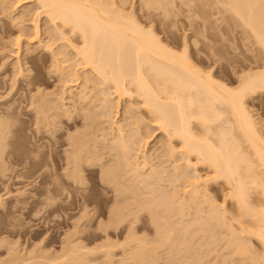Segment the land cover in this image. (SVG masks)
I'll list each match as a JSON object with an SVG mask.
<instances>
[{
	"label": "bare ground",
	"instance_id": "bare-ground-1",
	"mask_svg": "<svg viewBox=\"0 0 264 264\" xmlns=\"http://www.w3.org/2000/svg\"><path fill=\"white\" fill-rule=\"evenodd\" d=\"M2 1L0 0V6L8 3L5 0L4 3ZM34 1H37L39 11L37 10L35 15V12L32 14L31 11L27 10L30 14L26 15L27 17L28 15H35L32 18L29 16V19L33 26V29L32 26L30 29L34 31L32 35L36 39L34 44L37 45H30L29 49L23 50L24 54L17 57L15 64H11V80H9L13 83L8 86L11 91L15 90L13 95L18 94L21 89L26 98L23 97L25 96L23 94L20 98L17 97L18 100H13L12 103L9 102L11 104L8 103L7 106L0 108V163L2 166H5L6 163L4 150L9 144L10 134L13 133V121L15 118L17 119L15 113L23 108H20L23 102L29 103V109L34 116L33 125L39 132L41 129L46 131V128L51 127H48L51 122L50 119L52 121L55 119L59 127L60 124L64 123L60 117L67 116L73 122V127L78 126L83 120L84 123L81 124L83 130L76 127L77 129L74 130L77 131L76 134L69 132L68 136L66 135L65 148H67L63 151L64 157H61L63 164H61L62 161L58 164L60 168L63 166L65 176L73 184L82 186L87 182L85 171L98 172L100 180L113 193V206L109 209L111 216L109 218L111 219L108 220L110 223L112 222V225L123 224L124 221L130 220V216H134L133 214L137 211L145 210L150 213L152 223L157 230L153 243L151 242L152 239L146 242L134 234L128 236L122 245L123 247L128 246L124 250L126 251L125 254L131 255V260L126 256V258L128 257L127 260L123 257V259L116 261L112 258L113 244L100 245L101 247L96 248L97 250L106 249L104 255L106 259L101 264H125V260L132 261V264H154L157 260L163 259V257H159L161 253L158 254L161 251H158L160 247H167L166 260L160 264H183L184 261L186 264H206L208 252L203 250V244L209 243V240L211 243H218L220 239L217 238L219 237L218 231H222V235L223 232L226 234L223 235L225 237L222 236L224 241L222 238L223 243L220 245L224 244L222 246L227 252H225L226 257L222 258L225 255L224 251L221 250L224 256H216L218 258L215 257V260L222 258L223 260L219 261L221 264H234L238 259H246L247 264H264V137L260 134L261 131L258 130L259 127H257L255 118L246 104L248 96L254 93L256 95L257 92H264V68L254 71L255 68L252 67L251 72L242 74L241 71L244 69L233 67L232 74L237 75L241 70L238 74L241 76H239L237 87L229 86L230 84L228 85L216 76L218 68L223 65L220 64L219 60L221 59L215 57L216 51L210 52L212 47H209L210 53L207 52V57L202 54L201 57H197L189 49L187 40L183 42V48L179 49L180 44L174 40L175 38L168 39L165 37L163 39L159 37L153 28L154 24L147 27L148 25L146 24V26L143 22H148L149 19L154 20L155 17L152 19L153 16L148 11L152 5L160 3L158 6L162 5L167 9L165 6L171 4L173 0H146L148 2L143 4L146 7H143L146 9L145 18L138 16L137 18L132 13L125 14L124 4L115 3L116 1L113 0ZM221 3L223 6L226 5L225 10L229 9V12L231 10V14L233 15L234 12L235 15L233 16L241 20H237V22L243 23L246 28L248 26V30L251 29L253 34L250 33L260 46L262 45L263 50L264 0H223ZM116 4L123 5V7ZM14 5L16 8L15 3ZM3 7L0 9L3 15L12 9L10 6L9 9L7 6ZM155 7L157 9V5ZM13 11L12 13H14ZM21 11L14 15H11V12L6 14V19L10 20L11 25L16 28L17 36L15 39L13 38L14 42L12 41V43L18 46L17 53L21 50L22 37H28L29 31L32 32L25 27L24 21L26 20L24 19L26 18L23 19V16L26 15H24L23 10ZM42 15H45L49 20L47 23L45 21V26L46 24L50 26L48 23H51L52 30H48L49 26H46L47 28L42 26ZM22 20L24 23L22 22L23 24L20 25ZM2 27L0 26L1 32L9 31V26L5 30ZM9 34L12 36V33ZM204 38L207 39V37ZM204 38H201L202 40L196 38L195 42L200 40L202 44H206L208 40ZM59 39H62V42L65 41L66 44H64L65 47H61L63 45L61 43L60 49L56 48L55 51L53 46L58 45ZM1 40L0 42L6 48L2 38ZM57 40L58 42H56ZM9 42H11L10 37ZM210 44L211 41L205 46ZM68 46L72 48L73 52L67 49ZM41 51L51 53L50 69L51 66L57 69L63 68L65 65L59 66V62L65 63L75 59V62L73 60L70 62L73 64L65 63L69 68L65 69L66 79L62 81L61 73L57 78L66 87L62 86L65 88L62 94L67 90V84H70L68 82L74 83L73 85H77V83L80 85L82 84V82H78L80 78L83 79V83L85 82L84 86L86 87H79L81 90L77 92L75 100L72 101L75 103H73V111L70 112L66 109L67 111L58 112L54 110V112V107L51 110L54 100L47 93L44 86V73L41 70L47 66L49 61L48 57L46 58L40 53ZM36 53L38 54L37 57H35ZM207 65L212 66L208 68ZM262 66L264 67L263 63ZM38 67L39 72L35 75L32 74V70ZM256 68L259 67L256 66ZM67 70L69 71L67 72ZM80 70H82L81 73ZM74 75L79 77L76 76L77 79L74 78L75 80H73ZM2 83H0V88L3 89L9 84H6L4 80ZM89 83H93V86L96 87L94 90L100 87L103 94L108 92L103 96L105 102L101 101L104 103L100 104L101 114L103 111L105 117L111 113L114 114L111 111V107L114 106L111 102L113 103L112 100L114 99L110 102L108 94H116L117 104L114 101V107H120L124 101L121 122L137 126L133 128V133H126L125 124H119L117 120H114L110 127L111 132H108L104 138L105 141L111 140L110 144H106V148H99L97 144L91 145V141L94 140L86 138L87 133L94 127L95 116H99L96 113L95 115L93 112L91 113V110L87 108L88 105L86 107L85 104L79 102L82 100L86 102L88 98L86 89ZM73 85L70 84L69 86ZM26 93L31 94L27 95ZM106 94L108 96H105ZM3 95H0L2 99L5 97ZM49 96L53 100L52 102L49 101ZM73 97H71L72 100ZM62 99L60 101H63ZM60 103L59 107L66 104L65 102ZM79 103L81 107L75 106ZM62 106L59 108L56 104L55 107H58L56 108L58 110L63 109ZM90 108L92 107L90 106ZM107 112L111 113L105 115ZM77 117L82 120L80 121ZM59 118L60 120H57ZM147 120H151L149 124ZM150 122H152V126L159 127L166 135V141L160 139L157 141L159 145L156 144L155 146V151H157L156 154L154 153L155 156L146 155L144 152L141 155L143 151L140 149L141 143L143 140L148 142L145 141V138H142V141L136 139L137 142L134 140L136 133L143 135L146 129L142 130L143 133L140 130L149 128ZM62 128L59 129L62 130ZM82 128L80 127V129ZM148 130H146L148 135L145 134L150 137L153 132L151 133V129ZM51 132L54 134L53 130ZM66 137L64 135V138ZM139 142L140 146L138 145ZM243 142L247 143L244 147L241 144ZM180 160L184 162L178 163ZM146 169L148 170L145 171ZM201 170H205V173L202 174ZM169 172L174 175L171 173L170 175ZM164 178H166V182L169 178L170 183L174 179H178L182 185H176L178 180L177 183L174 180L175 183L173 182L171 186L176 185L177 187H171L167 190L157 183H164ZM172 178L174 179L172 180ZM180 180L182 181L180 182ZM169 181L165 185H168ZM210 182H222L229 187L226 197L228 196L234 202V213L231 214L224 207V204H217L213 197L211 199L206 196L208 195L206 186ZM140 184L146 187L144 190L147 189L146 194L142 192L143 188L141 192L144 195H149V197L139 195L141 188L135 189V187H141L137 186ZM62 185L61 189L63 187V190L68 188L66 184L62 183ZM181 190L184 191V194L180 192ZM58 191L60 189L50 188L48 192L60 194L62 190ZM203 204H206V208ZM87 207L84 208L87 214H90ZM130 228L133 229V226ZM195 236L200 238L197 243L192 242ZM252 239H256L261 244L262 251H258L262 253L251 247ZM64 245L66 246L62 248L60 255L50 256V258L37 256L34 249L28 250L26 248V252H22L24 248L12 244L15 247L9 248L8 262L10 261V264L11 262L12 264H36L40 261L38 258H42L41 264H56L55 261H58V264H88V261L90 262L88 257L93 250L86 249L83 244L74 243L72 239H67ZM216 246L218 245L216 244ZM96 249L94 251H97ZM178 253L180 256L182 253L181 259H184L183 261L179 258ZM214 262L217 261L207 264H215ZM219 262L217 264H220Z\"/></svg>",
	"mask_w": 264,
	"mask_h": 264
},
{
	"label": "rangeland",
	"instance_id": "rangeland-1",
	"mask_svg": "<svg viewBox=\"0 0 264 264\" xmlns=\"http://www.w3.org/2000/svg\"><path fill=\"white\" fill-rule=\"evenodd\" d=\"M5 1L8 3L5 4L4 3ZM5 1L4 0L2 1L4 5L0 6V9H2L3 6L4 7L7 6L9 9V6L11 7L12 5L15 8L14 3L16 4L15 10L13 6L11 7L14 11L12 9L11 11H8L11 13L12 11L14 12L12 14L10 13L11 15L17 14V12L19 11L22 12L21 10L24 11V15L28 13L30 14L29 11H31L32 14H34L35 12V15H36V13L39 11L37 8L38 3L37 1H34V0L32 1L31 0H9V1L5 0ZM113 1L114 2L116 1L115 3L124 4L123 10L126 13L124 11L123 12L125 14L132 13L134 14L135 17L137 16L142 17V18L146 17V14H145L146 9L143 8L145 7L143 4H145L146 0H113ZM221 1L223 0H173L171 4L169 3V5L165 6L167 7V9H165L164 6L162 5H161L162 7L158 6L160 5V3L159 4L155 3L154 6L152 5L150 10L148 11L153 16L152 19L154 17L156 19L154 18V20L152 21L151 19H149L148 22L146 21L143 23L145 25L147 24L148 25V26L146 25L147 27H149L150 24H154L153 28H155L154 30L156 34H158V36L162 37L163 39H165V37L168 39L175 38L174 40L180 44L179 49L183 48V42L187 40L189 49L192 50V53L194 54V56L197 55V57L198 56L201 57L200 55L202 54L204 57L205 56L207 57L208 56L207 52L210 53L215 50L216 51V53L214 52L216 54L215 57L221 59L219 61H220V64L223 65L217 70L218 71L216 73L217 78L219 77L221 81L226 82L228 85L230 84L229 86L237 87L236 85H238L239 83V76H241L238 74L240 73L241 70L244 69L245 70V71L243 70L244 73L243 71L241 72L242 74H246V72L248 71L251 72L252 67L255 68L254 71H256L257 69L260 70L264 68L262 66V63L264 65V59H263L264 58V55H263L264 48L262 50V45L260 46V44L255 40V37H253L252 35L253 33L251 29L249 28L250 30H248L247 29L248 26L246 28V26L242 22H241L242 24L237 22V20H240V19L239 18L236 19V16H233L235 15V13L233 12V15H232L231 10L229 12L228 8H226L228 10H225L226 5L224 4L223 6ZM119 4H116V5L118 6ZM141 5L143 6L141 7ZM156 5H157V9L155 7ZM119 6L123 7V5H119ZM26 11L27 13H25ZM8 12H6V14H8ZM6 14L4 15L1 14V10H0V26H3L2 27L3 30H5L6 28L8 29L10 27L9 31L2 30L5 33L0 31V41H2L1 40L2 38L4 41L3 43H5V45L7 46L5 48L2 45V42H0V83L3 84L2 82L4 80L6 84L9 83L8 85H6L8 87V86H11L13 83L12 81H10L11 80L10 70L12 69L11 64H15L17 62V57L20 54H24V51L29 49V47L37 45V44L36 43L34 44L36 39L32 35L34 31L30 29L32 26V21L29 19L30 17L31 18L33 16L35 17V15H28V17L27 15L23 16V19L26 18L24 20L27 21V22L24 21L25 27L31 30L32 32L29 31V34L27 35L28 37H22L23 43H21L20 45L22 52L20 50V52L17 53L18 46L12 43L13 38L15 39L16 38L15 36H17L16 28L13 27V25H11L12 23L10 20L6 19L7 17ZM41 20H42L41 21L42 26H45V21L46 23L47 21L49 22L48 18H46L45 15L41 16ZM22 22L23 20L21 21L20 25L24 23ZM7 23H9V25H7ZM48 24H50V26L46 24V26L50 27V29L48 27V30H52L51 23H48ZM11 28L13 29V32ZM32 29H33V26H32ZM9 33H12V36H10L11 34ZM29 36H31V39L33 37L34 41L33 39L31 41V39H29L30 38ZM9 37H10L11 42H9ZM204 37H207V39ZM25 38H28V39H25ZM196 38H200V39L204 38L208 40V42L211 41V44L209 46H205L206 44L208 45V42L206 44L204 43L202 44L200 40L198 42L197 41L195 42ZM62 41H63L62 39H59V43H57L58 45L53 46L55 48V51H56V48L60 49L59 46L61 43H63L61 47H63L64 44H66L65 41L64 42ZM56 42H58V40ZM69 47L70 46H68L67 49H70L71 52H73L72 48L71 47L69 48ZM209 47L210 48L212 47L211 48L212 50ZM209 49H210V52H209ZM40 53L46 56V58L48 57V61H49L47 66H44V68L41 69L44 73L43 74L44 80H45L44 86L47 89V93H49V95L52 97V99L54 100V102L57 104L58 107H59V102H61L60 104H63L64 102L66 103L64 104L66 106L63 105L65 108L61 105L63 109L57 110L56 108L58 107H55L56 104L54 102L52 104L53 105L52 108L50 107L51 105L49 107L51 108V110L54 107L53 111L56 110L58 112H61V110H66V109L68 111L70 110V112L71 110L73 111L72 108H74V105H73L74 102L72 101L75 100L77 96L76 94H78L77 92L81 90L80 88L82 86L84 88L86 87L84 86L85 82L83 83L82 81L83 79L81 78L78 80V82H82V84L79 85V83H77V85L79 86L73 85L74 83L68 82L73 86H69L70 84H67L68 88L62 94L63 90L66 87L63 85L62 82H60L59 79L57 80V78L62 74L61 75L62 81L66 79L65 75L67 73L65 72L66 71L65 69L66 68L69 69V68L67 64L65 63L68 62V65H69V63L72 60L74 61L75 59L66 61L65 63L59 62L60 63L58 64L59 66L61 64L65 65V66L61 65L63 66L64 70L61 67L60 69L58 68L59 71L56 72L58 70L57 68L55 67L53 68V66H51V69L49 68L50 67L49 65L51 62V57H50L51 53L50 54L49 52L43 53V51H41ZM36 55L38 54L36 53L35 57H37ZM70 64H73V63H70ZM210 66L212 65H207L208 68ZM256 66H258L259 68H256ZM233 67H238L239 69L241 68V70H239V73L237 75L232 74ZM55 69L57 70L55 71ZM39 70H40L39 67L33 69L32 74L34 75L37 74ZM68 71L69 70H67V72ZM81 72L82 70H80V73ZM74 76L75 77L73 78L71 76L73 80L79 77L78 75H74ZM22 82H24V80H22ZM88 85L90 86V88L88 89L89 87L88 86L86 89L87 91L85 90L86 96L88 97L86 102H84L85 100H82L79 102L83 105L85 104L84 106L88 105L89 107L87 106L86 107L91 110V113L93 112L94 115L96 113V115L100 116L101 114L100 104L105 102L104 101L105 99L103 98V96L105 93H108V92L104 91L105 93L103 94L102 93L103 91L100 89L99 86H98L99 87L98 89L94 90V88L96 87L93 86V83H89ZM6 86H5V89L0 88L1 90L0 95L4 94L3 96H5L3 97V99L0 96L1 98L0 108L7 106L9 102L12 103L13 100H18L17 97L20 98L24 94L23 91L20 89L18 94L13 95L15 94V90H12L13 91L12 92L11 88L9 87L7 88ZM62 86H64L65 88L64 87L62 88ZM72 91L75 93L73 94ZM94 91H95V94L93 95ZM11 92L12 94L8 96V94ZM88 92L90 93L87 94ZM28 94L30 95L31 93H28ZM254 94L246 98V104L250 108L252 112L251 114L255 118L257 127H259L258 130L259 132L261 131L260 134H262V136L264 137V92H257L256 95ZM73 95L75 96L73 97ZM108 95L106 94L105 96H108L110 99H108L107 97L106 98L109 101L114 99L112 100L113 103L111 101L110 102L111 104L115 106V104H117L116 94H112V95L108 94ZM12 96L14 97L12 98ZM50 96H49V101L52 102L53 100L50 99L51 98ZM60 96L61 98H59ZM23 97L26 98V95ZM71 97H73L74 99L72 100ZM60 99H62L63 101L65 100V101L64 102L60 101ZM93 99L94 101H92ZM57 101L59 102L57 103ZM101 101H104V102H101ZM114 101H116V103ZM51 102L49 103L51 104ZM122 102L123 103L120 104V107L117 106L118 108L112 105L113 107H111V111L114 112L113 115L111 112H110L111 114L107 112L105 113V115L106 114L107 115L110 114V115L105 117L103 114L104 112L103 111L100 117L95 116L96 121H94L95 122L94 127H92L90 132H88L86 135L87 139L90 138L94 140V141H91L90 143L91 145L97 144L99 148H106L105 147L106 144L111 143V140L105 141L104 138L108 132H111L110 127L112 126L114 120H117L119 124L124 123V122H121L122 121L121 113L123 112L122 106L124 105V101ZM80 103L76 104L75 106L79 105V107H81ZM28 105H29L28 102H25V103L23 102L20 106V108L21 107L23 108L19 109L15 113L17 119L15 118L13 121L14 122L13 133L10 134L8 138L9 144L4 150V154H5L4 158L6 159V160L4 159L6 162L5 166H2V164L0 163V264H8L10 262V261L8 262L9 248L15 247V246H12V244H16L17 247L19 246V248H22V249L24 248V251L22 249H19V250H22V252H26L25 251L26 248L28 250L34 249L36 250L37 256H40V257H45V256L52 257L53 256L54 257V255L55 256H57L58 254L60 255V252H62V248L66 246L64 245L66 240L72 239L74 243L83 244L86 247V249L93 250V252L89 253L88 258H90V262L88 261V264L89 263L101 264L106 259V256H104L106 249L105 250L104 249L97 250V249H99V247H101L100 245L102 244H113L112 245V250H113L112 258H114L117 261V260L123 259V257L126 260L129 257V260H131L130 259L131 255H127L128 253L125 254L126 251L124 250V249H127L128 246H124L125 247L124 248L122 245V243H125L128 236H131V234L132 236L134 234L139 239L141 238L144 239V241L146 242H149L152 239L151 242L153 243V241L155 240V233L157 235V232L155 231L157 230L154 224L152 223L151 215L148 211L139 210L135 214H133L134 216L131 215L130 220L128 221L126 220L127 222L124 221L123 224L120 223V224L112 225L111 224L112 222L110 223V221L108 220L111 219L109 218L111 217L109 215V209L111 206H113V200H112L113 193L110 190V188L100 180L99 173L98 172L92 173L89 171H85L87 182L85 185L78 186L76 184H73L72 181L68 180L67 176H65L66 174H64L65 171L62 169L63 166L61 168L59 167L60 165L58 164L61 161H62L61 164H63V160H62L63 158L61 157L62 156L64 157L65 153L63 151L64 149L67 148V147L65 148L66 143H67L66 135L69 134V132H72V133L77 132L74 130H76L78 127H79V130H83L81 126V124L83 125L84 123L82 122L83 120L81 119L82 120L81 121L80 117H77L82 123L80 122L78 126L73 127L72 126L73 122L69 120L67 116L60 117L62 118L61 120L64 123L60 124V127H59V125L55 122V119L53 120L54 122L52 121V119H50L51 122L48 127L50 126L51 127L49 129L46 128L47 129L46 131L44 129H41L40 131L41 133H40L39 131L36 130L35 125H33L34 121L32 119H34V116H33L32 111L29 109ZM90 106L92 108H90ZM117 110L118 112H116ZM97 111L99 112L97 113ZM144 111L146 110L144 109ZM144 111L142 110V112ZM60 118L57 120H60ZM149 121L151 120H147L148 124H149ZM124 124H125L126 133H133V128L137 127L136 125H132L131 123H128V124L124 123ZM151 124L152 122H150L149 128L151 129V133L153 132L152 136L147 137L148 133H146V130L149 129L148 127H147L148 129L143 128L140 130L143 133L142 130L146 129L143 135H141V133H138V134L136 133L134 135L135 137L134 140L137 139L139 141H142V138H145V141H148V142H144L143 140V142L141 143L142 147L140 149L143 150V151L141 150L142 151L141 155H143V152H144L146 155L155 156L156 154L155 152H157L155 151L156 150L155 146L156 144H158L157 141L159 139L166 141L165 133L163 134L162 130L159 129V127L152 126ZM80 127L82 129H80ZM59 128H62V130ZM51 129L54 131V134H52L53 132H51L52 131ZM54 129L58 131V132L56 131V134H55ZM48 130H51V131L48 132ZM64 135L66 138H64ZM141 144L139 142L138 145L140 146ZM241 144L243 145V147L244 145L245 146L247 145L246 142L245 143L243 142ZM155 159H154V162L156 161L159 162L158 159L156 161ZM179 162H184V161L180 160L178 161V163ZM147 170L148 169H146L145 171ZM169 170L171 171L172 169L169 168ZM204 171L201 170V173L204 174L205 173ZM171 172H169V174ZM169 177H172V176H169ZM165 179L166 178H164V180ZM173 179L174 178H172V180ZM167 180L169 181V178H167ZM174 180L177 183L178 179H174ZM181 181L182 180H180V182ZM161 182H164V181L161 180ZM167 182L165 180L164 183H160V182H157V183L162 185V186L159 185L160 187H163V188L165 187L167 190L171 189V187L176 188L177 187L176 185L181 184L179 183V180L176 185L174 184L175 186H171L173 184L172 181H171L172 183H170L169 181L170 186H169V183L168 185H165L167 184ZM62 183L66 184V186L68 187V188L66 187L67 188L66 190L69 192V195L66 190H63L65 185H62ZM61 185L64 186L63 189H61L62 188ZM137 186H141L139 188L135 187V189L141 188L139 191V195L143 196L145 191L147 192V189L144 190L146 187H144L142 184L137 185ZM207 186H206L207 188L206 191H208V195L206 196H208V198L213 197L214 201H216L217 204L219 205L224 204V207L227 208L231 214L234 213L235 211L234 202L230 198H228V196L226 197L227 195L226 193L229 191L228 190L229 187L223 184L222 182H210ZM50 188H55L56 190L60 189V191L62 190L61 192L63 191H66V192L61 193L60 191H58L60 192V194L53 193V192L49 193L48 191L50 190ZM142 188H143L142 192L144 193L141 192ZM158 189H161V188H158ZM180 192L183 193L184 191L181 190ZM54 196L55 198H53ZM144 196L149 197V195H144ZM204 206L206 208V204ZM84 207H87V209L89 208V211H90V214L88 213L89 216H87L88 214ZM130 225L133 226V229L130 228L131 227ZM105 227L107 228V230ZM218 232L217 234L219 237L217 238H220L219 242L218 243L216 242L218 246H216L215 242L211 243L210 240H209V243L208 242L204 243L207 245L203 244V250L208 252L207 253L208 259L206 257V264L209 262L213 263V261H217V262H214L215 264H217L219 261L221 262V260H223L222 258L226 257L225 252L227 251L226 249L224 251V247L222 246L224 244L220 245V243H223L221 239L225 237L223 236L225 233L223 232V235H222L221 233L222 231L221 232L218 231ZM198 238L199 237L195 236L192 242L193 243L199 242L198 240H200V238L199 239ZM223 241H224V238H223ZM213 244L215 245L214 247H213ZM210 245L212 248L210 247ZM250 245H252L251 247L254 250L262 251L261 250L262 247L260 246L261 244H259V242L256 239H252ZM205 246H208L209 248ZM94 249H96L97 251H94ZM42 250L45 252H43ZM101 250H104V251H101ZM166 250H167V247L158 248V251H159L158 254L161 253L159 257L160 258L163 257V259L165 257V259L164 260L162 259L161 261L159 259V261L157 260V262H155L154 264H157V263L160 264V263L165 262L166 255H167ZM221 250L222 252L224 251L223 253L225 256L223 255ZM126 256L128 257L126 258ZM181 256H182V253H181ZM181 256L179 257L180 259L182 258ZM216 256H220V257L224 256V257H222L221 259L215 260ZM38 260L42 261V258H38ZM126 260H125V264H132V261L128 262ZM245 260L246 259H240V260L238 259L237 261L234 262V264H247L246 263L247 261ZM40 261H38V263L36 264H41ZM55 263L58 264V261H55ZM184 263L186 264L185 261Z\"/></svg>",
	"mask_w": 264,
	"mask_h": 264
}]
</instances>
